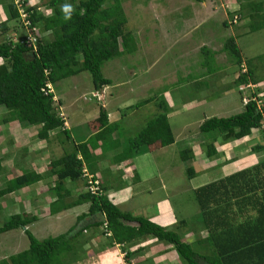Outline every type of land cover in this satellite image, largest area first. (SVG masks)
I'll use <instances>...</instances> for the list:
<instances>
[{"label": "trees", "instance_id": "1", "mask_svg": "<svg viewBox=\"0 0 264 264\" xmlns=\"http://www.w3.org/2000/svg\"><path fill=\"white\" fill-rule=\"evenodd\" d=\"M123 1L48 0L44 3L48 11L45 14L29 0H0V4L10 14L8 20L0 24V106L9 111L7 121L42 125L39 137L47 138L50 131L65 125L55 105V90L50 93L42 90L48 80L54 86L60 80L89 71L97 90L112 82L103 74L104 64L135 54L138 50L133 31L126 29L129 19ZM237 1L240 3L241 18L249 19L248 31L263 29L264 0ZM21 10L27 13V18L31 21L29 29L24 26ZM12 19H15L14 30L24 26L28 33L26 35L21 32L15 38L2 39L9 29V20ZM43 31H49L52 37L43 36ZM31 33L37 38L35 46L33 42H28ZM223 50L234 58V64L243 63L241 48L235 36H230L225 41ZM205 51L211 54L208 49ZM260 57L264 58V55ZM255 68L249 61L246 72L236 79L240 92L248 99L244 110L228 117H210L202 122L200 131L205 135L209 134V139L216 140L221 136L227 142L246 137L253 129L264 132V97L252 90V86L259 85L264 77H257ZM249 90L252 91L251 97ZM151 100L147 99L146 102ZM99 121L107 130L112 126L103 107ZM174 141L172 129L163 115L148 122L131 138L123 157H132L143 146L155 142L166 146ZM207 146L211 150L209 155L212 156L214 145L209 143ZM79 147L85 156L87 144H80ZM85 159L88 161L89 157ZM54 166L60 167L57 170L60 179L84 176L85 165L78 158L77 151L59 158ZM1 170L0 162V172ZM39 177L33 172H26L10 180L0 194L29 186L37 182ZM101 188L104 191L102 194H93L88 190L84 201L91 203L90 213L101 212L104 215V220L96 226H103V234L111 232V243L125 244L145 236H153L172 244L185 264H264V162L195 190L201 208L199 218H202L209 233L199 244L210 245L208 253L200 251L199 246L196 248L194 243L184 241L182 234L170 227L162 226L147 217L122 211L109 199L102 183ZM128 221L139 225L128 224ZM29 222L28 217L13 215L0 224V234L24 227ZM189 223L190 220L179 222L184 227ZM84 231L85 229H80L73 233L72 229L68 233L40 240L27 230L29 248L11 255L5 264L77 262L81 258L79 246Z\"/></svg>", "mask_w": 264, "mask_h": 264}, {"label": "crops", "instance_id": "2", "mask_svg": "<svg viewBox=\"0 0 264 264\" xmlns=\"http://www.w3.org/2000/svg\"><path fill=\"white\" fill-rule=\"evenodd\" d=\"M180 2L182 0L178 3L170 0L169 4H173V8L178 9L176 7ZM196 2L202 4L201 9H205L207 13H215L210 0H197L194 2L187 0L184 5H179H181V8H185V5L189 4L195 8V16L181 18V22L178 25L194 24L196 22L194 18L201 17L200 8ZM229 3L233 2L229 1ZM167 10L168 8L165 9L166 13ZM165 16L167 15L165 14ZM167 17H171V20L175 21L173 13L169 12ZM8 18L4 5L0 4V24L7 21ZM183 21H186L185 25L182 23ZM225 22H227V25ZM229 22L225 20L223 25L229 28ZM193 30L189 31L193 33ZM189 31L182 34V36L190 35ZM21 32L26 33V35L28 33L26 28L20 26L18 29H13V33H10L7 38H15ZM233 34L234 32L229 37L234 36ZM42 35L44 36V34ZM179 35L181 36V34ZM236 35L237 41L238 35ZM3 37L1 38L3 39ZM208 47L209 45L205 44L202 49L203 58L207 55L205 61H201L202 66L208 63L207 60L210 56H214L213 52L215 54L218 52L213 50V47ZM139 49L138 45L137 51ZM205 49L211 51V54ZM247 64L249 66V62L247 63L243 57V63L233 64L232 68L238 66V68L242 69ZM222 66L226 67L228 65H221L220 67ZM148 70L149 68L147 67V74ZM183 70L182 80H176L175 87L171 92L165 89L157 95L155 105L159 112L148 121L157 120L163 115L166 116L175 137L174 143L162 146L159 142H155L148 146H143L138 153L129 158L123 157L126 152L124 150V152L121 151L122 143L121 140L119 141V128L120 123L124 122L127 117L124 110L133 108L134 105L130 99L115 105L116 101H119L124 96V93L127 92V87H124L126 84L122 86L126 81L118 82L116 79L113 80L107 77L112 81L110 84L105 85L102 89L97 90L94 88L92 90V92H95L94 94L98 93V97L94 95L97 97L98 103L101 104L98 111L92 105L88 107V105L75 103L78 92L81 91L80 88L75 91L73 96L67 95L65 97V94L62 93L56 95L58 98L55 102L56 108L59 113L62 112L65 115L67 123H64V127L60 129L50 131L47 138L39 137V130L42 125H30L16 120L7 121L9 111L7 108L0 106V162L2 165L0 192L10 180L26 172H33L40 176L37 182L29 186L10 193L0 194V224L13 215H23L24 218L28 217L30 219L26 226L0 234V239L3 240V243L1 240L0 243L3 245L4 243L7 244V250L11 252V255L29 248L30 239L27 235V230L37 239H44L49 238V236L55 237L68 233L72 229L73 233L80 229H85L81 237L82 243L79 246L81 258L71 264H185L177 258L178 254L174 251L172 244L160 241L153 236H145L125 244L111 243V237L102 233L104 230L103 226H96L97 223L104 220V215L101 212L90 213L91 203L87 200L84 201L88 191L86 177L60 179L57 171L60 167L54 166V162L59 158L77 151L78 158L83 160L84 167L87 168L90 174L101 180L105 193L114 204L118 205L124 212L147 217L162 226L171 227L181 220H190L191 214L200 216L201 208L199 202H196L198 205L197 209L195 204L197 200L195 190L242 169L254 168L264 162V132L259 129H253L250 135L227 142L221 136L217 137L216 140H211L209 139L210 137L205 136L203 133L204 137L207 138H205V141L203 138L199 146L196 145L198 140L195 135L193 136L194 141L190 143H185V138L183 137L179 140L172 127V119L177 124H184L180 117H185L187 118L185 122L190 126L193 123V119H191L192 110L200 109L203 113L201 120L197 122L200 130L202 122L207 118L214 116L228 117V114H218L220 112L219 107H217L219 102L226 101L237 93L241 94L242 100L244 98L243 93L240 92V85L236 84V80L231 82L230 78L216 76L211 77L212 79L208 78V82L202 86L204 79L198 77L190 78L189 72L185 73L186 67ZM146 75L141 80L140 87L144 89L152 88L155 80L152 81L153 78H148ZM137 76V73L132 74V78ZM201 77H204V75L202 74ZM236 77L238 78V76ZM162 82L160 81L161 84ZM114 88H121V91L117 92ZM185 92L189 93L188 97H194L192 99H195V101L191 102V100L187 99ZM201 92L205 93L204 97H200ZM176 93L177 95H173ZM172 98L176 102H171ZM114 105L115 107H113ZM125 105H128L127 108L122 109ZM101 107L106 109L109 123L112 124L109 130L99 121ZM92 109L95 113L92 112ZM215 109L216 111L209 112V110ZM63 131H66V133ZM178 143H183V152L188 157V160L185 161V176L187 177L184 179L188 183L185 186L183 184L177 186L175 190L187 189L188 199L185 192L180 194V198L189 202L181 203V207L176 202L181 212L184 213V215L179 217L176 214V208L169 194L171 189L170 180L167 182L164 176L161 175L160 170L157 173L151 171L153 164L156 163L155 154ZM209 143L214 145L212 156L209 155V151L211 152L207 146ZM80 144H87V154L85 156L80 150ZM202 145L206 147L204 148ZM87 156L89 157L88 161L85 159ZM157 189H160L159 191L162 192V195L158 198L153 208L148 210L145 202V206L142 205V202L136 204L138 197L154 194ZM129 202H133L134 205ZM190 202H192V205ZM201 219V217H197L195 225L189 224L185 226L186 228L191 225V228L183 230V239L194 243L196 248L199 246L200 251L208 253L211 250L210 245L199 244L200 241H203L209 235ZM127 223L139 225V223L133 221H128ZM5 234L7 236L3 237ZM25 239L27 240L25 246H22L20 243ZM11 255L9 253L4 254L1 259L9 261Z\"/></svg>", "mask_w": 264, "mask_h": 264}, {"label": "rangeland", "instance_id": "3", "mask_svg": "<svg viewBox=\"0 0 264 264\" xmlns=\"http://www.w3.org/2000/svg\"><path fill=\"white\" fill-rule=\"evenodd\" d=\"M31 1L34 5L39 7L42 12L48 14V11H46L47 7L44 5V3H46L48 0ZM174 1L178 3L181 0ZM194 1L197 0H191V2ZM229 1H232L233 3H229ZM169 2L170 0H168V2L167 0L123 1V6L129 19L126 29L134 31L136 42H138L140 49L135 54L125 55L123 58H116L106 62L102 69L104 76L110 77L113 80L116 79L118 82L126 81V83H123L122 86L126 84L124 87H127V92L124 93V96L119 101H116L115 105H118L120 102L126 99H130L134 105L133 108L130 109H126L128 105L122 107V109H126L124 111L127 115L126 120L120 123L121 125L119 128V141L121 140L122 143V152H126L128 150L131 138L135 137L137 133L142 130L143 126L145 127L147 122L157 115L159 112L157 106L155 105V102H157V95L160 92H163L165 89H168V91L171 92V90L175 87L176 80H182L184 75L183 69L185 67V73L189 72L190 76H188L190 78L198 77L204 79L202 81V86L208 82V78L216 76L227 77L230 78L231 82H234L237 78L236 76H242L244 74L243 72H246V70L242 71V69L238 68V66L232 68L234 64V58H232L230 54L226 53L222 49L225 44V39L229 38V35H231L232 32H234V36L236 34L238 35H236L238 37L237 41L240 45L244 60H246L247 63L250 61L252 65L256 66L255 75L257 77H264V58L260 57L264 55V28L256 32L248 31L247 25L249 19L241 18L242 14L239 11L240 4L237 0H210V4L215 10V13L212 14L207 13V11L203 8L202 10V4L196 2V4L199 5L201 17H197V19L195 17L194 20L196 22L191 25H185L186 21H183L182 23L186 27L182 24V26L178 24L181 22V18L183 17H190L192 15L195 16V8L189 4L185 5V8H181L180 6L184 5L187 0H182V2L179 3L181 5L177 4L176 8L178 9L173 8V4L171 5ZM166 8H168L167 13L165 11ZM169 12L173 13V18L175 21H172L171 17H167ZM165 14L167 16H165ZM235 16H237V18L239 17L237 22H234ZM8 17H10L9 13ZM225 20L230 21L229 28H226L223 25ZM14 23L15 19L9 20V29L4 34L3 38H7L10 33H13ZM39 28L41 30V24L39 25ZM182 30H193V33L189 31L188 33H191L190 35L182 36V34L187 33V31L182 32ZM42 34L47 37H52V34L49 32L46 33L43 31ZM179 34H181V36ZM190 39L193 42H191ZM205 44L209 45L208 48L213 47V50H217L218 52L216 54L213 52L214 56H210V58L207 60L208 63L202 66L201 61H205L207 57L206 55L203 58L202 49ZM221 65L228 66L220 67ZM147 67L149 68L148 74L146 73ZM133 73H137L138 76L132 78ZM202 74L204 77H201ZM145 75L148 78H153L152 81L155 80L152 88L148 87L144 89L143 87H140L141 80ZM160 81H163L162 84ZM78 88H80L81 91L78 92L77 101H75V103H79V105H88V107H91L92 105V107L98 111L101 104H99V101L96 99L98 97V93L94 94L95 92H92L94 89V84L92 75L89 71H84L82 73L65 78L58 81L54 85L55 94L59 95L62 93L65 94V97L67 95L73 96ZM114 90L120 92L121 88H114ZM252 90H255L254 92L256 94L264 97V80L259 85L252 86ZM249 92L251 97L252 91L249 90ZM185 94L187 99L191 100V102L195 101V99H192L194 97H188V92H185ZM173 95H177V93ZM204 96L205 93L201 92L200 97ZM150 98L152 100L150 102H146V100ZM57 100L58 98L56 97V101ZM171 102H176V100L173 101L172 98ZM115 105L113 107H115ZM217 107H219L220 111L218 114H228L227 116H232L234 114L240 113L244 109L242 96L240 93L233 94L232 98H228L226 101L219 102ZM213 111H216V109L209 110V112ZM92 112L95 113L94 110ZM202 115L203 113L200 111V109L192 110L191 119H193V123L190 126L187 124V122H185L187 119L185 117H180V120L184 122V124H177V122L172 119V127L179 140H181L183 137L185 138V143H190L194 141L193 136L195 135L198 140L196 145L199 146L200 142L203 141V138L205 141V138L207 137H204V134L198 128L199 124H197V122L201 120ZM109 143H111V141H109ZM182 145L183 143H178L156 153V163L153 164V169L151 168L153 173H157L160 170L161 175L164 176L167 182L170 180L171 189L169 194L171 195V199L176 208V214L178 217L180 215H184L178 205L180 206L181 203L187 202L185 199L180 198V194L185 192L188 199L187 189L175 190L177 186L181 184L185 186L188 183V181L184 180L187 177L185 176V161L188 160V157L185 156ZM202 147L205 148L206 146L202 145ZM159 190L160 189H157L154 194L152 193L153 195L146 194L145 196L138 197L136 204L142 202V205H144L145 202L148 210H150L153 208L158 198L162 195V192ZM176 202H178V205ZM196 202L197 200L195 201L197 209L198 205ZM129 203L134 205L133 202ZM190 204L192 205V202H190ZM141 210L144 211L142 208ZM144 213L146 214L145 211ZM197 217L199 218L198 215L191 214L189 224L195 225ZM170 228L178 232L180 231L184 237L183 230L187 228L190 229L191 225L185 228L183 225L177 223ZM4 236L7 235L5 234L3 237ZM0 240L3 243V240ZM26 241L27 240L25 239L20 244L25 246ZM2 243H0V264H5V261H3L1 258L7 253L11 255V252H8L7 244L4 243L3 245ZM174 251L176 252V250ZM177 258L183 262L180 256L177 255Z\"/></svg>", "mask_w": 264, "mask_h": 264}, {"label": "built area", "instance_id": "4", "mask_svg": "<svg viewBox=\"0 0 264 264\" xmlns=\"http://www.w3.org/2000/svg\"><path fill=\"white\" fill-rule=\"evenodd\" d=\"M21 12H22L23 21H24V24H25L24 26L27 29H29L30 28L31 21L27 18V13H25L24 10H21ZM234 22H237V16H235ZM28 42H33V44L35 46L36 45V42H37L36 36L33 35L32 33L29 34ZM242 70H246V66H243L242 67ZM42 90L45 93L53 92L54 91V86H53L52 82L50 80H48ZM55 100H56V97H55ZM246 101H247V99H245V102ZM60 117H62L63 120L65 121V123H67L66 122L65 115L62 112L60 113ZM83 172H84V177L87 178L88 190L90 192H92L93 194H102V193H104L103 189L101 188V183H102L101 180H99L98 178H96L93 174H90L88 172V170H87L86 167H84ZM106 234L108 236H111V232L110 231H107Z\"/></svg>", "mask_w": 264, "mask_h": 264}, {"label": "clouds", "instance_id": "5", "mask_svg": "<svg viewBox=\"0 0 264 264\" xmlns=\"http://www.w3.org/2000/svg\"><path fill=\"white\" fill-rule=\"evenodd\" d=\"M66 10H67V9H66ZM245 99H247V98H245V97L243 98L244 105H245ZM247 100H248V99H247Z\"/></svg>", "mask_w": 264, "mask_h": 264}]
</instances>
